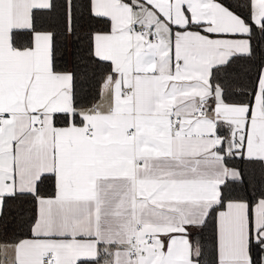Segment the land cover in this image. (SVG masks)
<instances>
[{
    "label": "snow or ice",
    "instance_id": "obj_1",
    "mask_svg": "<svg viewBox=\"0 0 264 264\" xmlns=\"http://www.w3.org/2000/svg\"><path fill=\"white\" fill-rule=\"evenodd\" d=\"M0 264H264V0H0Z\"/></svg>",
    "mask_w": 264,
    "mask_h": 264
}]
</instances>
